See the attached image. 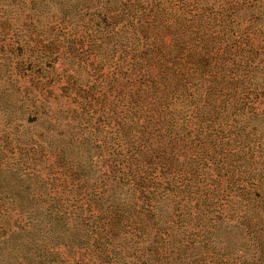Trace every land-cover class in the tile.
Returning a JSON list of instances; mask_svg holds the SVG:
<instances>
[{"label":"trees","instance_id":"trees-1","mask_svg":"<svg viewBox=\"0 0 264 264\" xmlns=\"http://www.w3.org/2000/svg\"><path fill=\"white\" fill-rule=\"evenodd\" d=\"M60 3L68 36L24 75L63 53L90 66L70 85L95 122L68 137L103 146L105 168L57 146L43 197L0 164V264H264V23L247 0Z\"/></svg>","mask_w":264,"mask_h":264},{"label":"rangeland","instance_id":"rangeland-1","mask_svg":"<svg viewBox=\"0 0 264 264\" xmlns=\"http://www.w3.org/2000/svg\"><path fill=\"white\" fill-rule=\"evenodd\" d=\"M60 1L19 0L10 3V7L0 5V21L8 18L11 25L7 37L0 35V164L6 168V178L11 179L10 183H20V190L34 196L44 194L40 187L44 179L51 184L57 175L54 171L57 168V146L65 147L67 144L68 152L81 163L89 162L90 156L97 160V173H102L105 168L102 156L97 155L99 152L106 153L103 146H75L68 137L76 132L85 134L95 122L96 116H90L91 109L87 113L82 108L81 103L89 99L88 94L83 92L79 95L75 86L70 85L78 81L87 89L88 84L94 81L90 66L86 64V68H79L76 59L63 53L45 76L24 75L28 59L38 58L41 43L56 39L55 43L58 44L60 41L57 40L68 36V33H63L66 30L63 26H67L68 22H60ZM247 2L264 23V0ZM18 45L21 46L19 53L23 55L19 59L13 51ZM254 122L259 130L264 131V119L257 118ZM97 136L100 138L101 133ZM119 189L109 187L108 193H120ZM165 201L159 199L162 209L168 207L169 210L174 201L161 204ZM42 208L44 206L40 208L38 205L35 210ZM20 222L22 224L24 221ZM175 230H180L176 224Z\"/></svg>","mask_w":264,"mask_h":264}]
</instances>
